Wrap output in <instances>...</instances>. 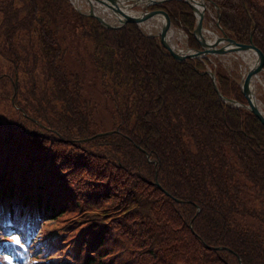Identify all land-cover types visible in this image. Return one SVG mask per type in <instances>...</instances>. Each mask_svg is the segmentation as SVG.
Segmentation results:
<instances>
[{
    "label": "trees",
    "instance_id": "1",
    "mask_svg": "<svg viewBox=\"0 0 264 264\" xmlns=\"http://www.w3.org/2000/svg\"><path fill=\"white\" fill-rule=\"evenodd\" d=\"M207 1L217 25L264 56V0ZM148 7L198 46L189 4ZM0 56L1 254L14 264H264V125L217 96L207 60H175L132 20L107 28L70 0H0ZM213 70L219 92L243 102L235 76ZM60 218L67 255L45 226Z\"/></svg>",
    "mask_w": 264,
    "mask_h": 264
},
{
    "label": "water",
    "instance_id": "2",
    "mask_svg": "<svg viewBox=\"0 0 264 264\" xmlns=\"http://www.w3.org/2000/svg\"><path fill=\"white\" fill-rule=\"evenodd\" d=\"M163 0H84L85 7H82L77 0H70L72 6L82 14L93 16L104 27H119L126 21L132 20L142 27L149 35H157L161 46L164 50L174 58L182 59L185 57H208L211 54H221L227 52H245L250 54L252 60L245 65L239 79L238 85L241 91L244 102L226 96L219 92L216 81L214 80V71L208 67L202 70L206 72L210 81H212L213 89L217 96L223 101L232 105H241L247 108L254 116L264 125V113L262 109L254 101V92L252 91L253 77L257 78V72L261 69L264 56L258 46H254L251 41H237L230 37L226 32L217 25L216 18L214 23L218 28V32H211V39H207L204 35L208 33L210 28L203 25V11L205 7L204 0H184L189 4L194 21L190 30L191 35L196 39L198 48L190 47L184 42L182 48L175 47L167 38L168 30L171 28L169 16L166 11L161 8H147V4L158 3ZM147 20H154L153 28H149L146 24ZM242 59L243 56H240ZM246 63V62H245ZM102 132H110V130H101ZM153 160V159H151Z\"/></svg>",
    "mask_w": 264,
    "mask_h": 264
},
{
    "label": "rangeland",
    "instance_id": "3",
    "mask_svg": "<svg viewBox=\"0 0 264 264\" xmlns=\"http://www.w3.org/2000/svg\"><path fill=\"white\" fill-rule=\"evenodd\" d=\"M77 2L82 6L85 7V3L84 0H77ZM207 13L210 14L211 16L213 15V10L208 7ZM153 22H155L154 20H147L146 24L149 28H152L153 26ZM156 23V22H155ZM203 24L206 25V27L210 28V30H212L213 32H218V28L216 25H213V22L211 21V17H209V20H207L206 22L203 21ZM144 24H142L143 26ZM143 28V27H141ZM144 29V28H143ZM174 32L173 34L170 36L172 43L174 44V46H180L182 47L184 45V41H185V37L181 34L179 37L177 36L176 33V29H178L177 27H173ZM205 35L207 37H210V32L205 33ZM178 37V38H177ZM242 54V53H241ZM240 53H230L228 55L225 54H221V56H218V60H220L225 67L235 70V74L239 77L241 75V72L243 71L242 67L244 65H246L248 63V61L252 60L253 57H251V55L245 54L243 57V59L239 58ZM249 59V60H248ZM246 62V63H245ZM5 66V61L3 59V57L0 56V68H3ZM237 77V78H238ZM259 79H255L253 81V85H252V91L255 94V101H259L261 104V108L264 109V77H262L259 74ZM5 101H0V116L3 117L4 116V111H5ZM97 117H99V119L102 121V123H104L105 125L109 124L110 119L108 118V113H101V114H97ZM43 223V222H42ZM45 226L47 227V231H52L55 232L57 234H59L60 239L62 238L64 242H62L63 245V250L62 253L63 254H68L69 250H68V241H66L64 239V237H67L68 230L67 227L65 225V222L62 220V218L60 219H49L48 221H46ZM58 237V238H59ZM55 256V253H52V256ZM69 259H71L70 256H67ZM4 259L6 260L7 264H14L13 260H11L10 258L7 257V255H4Z\"/></svg>",
    "mask_w": 264,
    "mask_h": 264
},
{
    "label": "bare ground",
    "instance_id": "4",
    "mask_svg": "<svg viewBox=\"0 0 264 264\" xmlns=\"http://www.w3.org/2000/svg\"><path fill=\"white\" fill-rule=\"evenodd\" d=\"M204 21V20H203ZM149 26V25H148ZM173 32H174V29H173V27H171L169 30H168V34H167V38L169 39V41L170 42H172V40H171V38H170V36L173 34ZM209 32L211 33V32H213L212 30H209ZM176 33H177V36L179 37L181 34H182V32L179 30V29H176ZM204 35H205V32H204ZM206 36V35H205ZM177 37V38H178ZM207 37V36H206ZM212 38V36H210V37H207V39H211ZM173 44V43H172ZM174 45V44H173ZM177 46V45H176ZM234 53H240V55L241 56H244L246 53L245 52H235V51H233ZM230 53H232V52H227V53H221V54H225V55H228V54H230ZM242 53V54H241ZM221 54H219L220 56H221ZM250 55V54H249ZM249 60V59H248ZM249 63H250V60L248 61V65H249ZM255 101V100H254ZM257 103L258 104H261L259 101H257ZM262 113H264V109H262Z\"/></svg>",
    "mask_w": 264,
    "mask_h": 264
}]
</instances>
